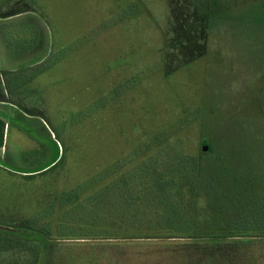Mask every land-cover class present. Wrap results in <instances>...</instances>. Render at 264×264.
I'll list each match as a JSON object with an SVG mask.
<instances>
[{"label": "rangeland", "instance_id": "374dc122", "mask_svg": "<svg viewBox=\"0 0 264 264\" xmlns=\"http://www.w3.org/2000/svg\"><path fill=\"white\" fill-rule=\"evenodd\" d=\"M223 2L231 12L208 32L194 18L204 6L196 0L14 6L25 16L9 22L16 59L3 81L14 110L0 134V229L30 231L24 221L144 144L196 156L212 144L229 154L235 190L249 180L250 193L260 191L264 0ZM51 243L91 264H264V238L255 237ZM0 255L40 264L44 250L0 232Z\"/></svg>", "mask_w": 264, "mask_h": 264}, {"label": "trees", "instance_id": "16d2710c", "mask_svg": "<svg viewBox=\"0 0 264 264\" xmlns=\"http://www.w3.org/2000/svg\"><path fill=\"white\" fill-rule=\"evenodd\" d=\"M201 1L203 10L194 18L206 32L231 12L223 0H196L197 5ZM152 146L141 145L57 196L24 221L30 231L0 232L39 242L40 264L90 263L91 258L64 252L68 245H53L52 239L264 238V185L250 193L246 178L235 190L228 153L212 144L197 156L174 143L155 152ZM0 264H9L7 258L0 255Z\"/></svg>", "mask_w": 264, "mask_h": 264}, {"label": "crops", "instance_id": "0c3cea01", "mask_svg": "<svg viewBox=\"0 0 264 264\" xmlns=\"http://www.w3.org/2000/svg\"><path fill=\"white\" fill-rule=\"evenodd\" d=\"M28 0H0V134L7 126L6 117L13 114L14 105L11 103L12 95L7 90L6 82L3 81L4 76H8L14 71L16 49L11 45L9 35V22L13 19L24 17L22 14H12V10L16 4L26 3ZM0 150L1 146H0Z\"/></svg>", "mask_w": 264, "mask_h": 264}, {"label": "water", "instance_id": "95a60500", "mask_svg": "<svg viewBox=\"0 0 264 264\" xmlns=\"http://www.w3.org/2000/svg\"><path fill=\"white\" fill-rule=\"evenodd\" d=\"M207 150H208V147H207V146H203V147H202V151H203V152H206Z\"/></svg>", "mask_w": 264, "mask_h": 264}]
</instances>
